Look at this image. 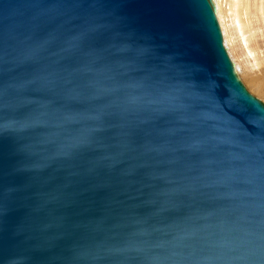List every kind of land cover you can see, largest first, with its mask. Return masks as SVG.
<instances>
[{"label": "water", "instance_id": "1", "mask_svg": "<svg viewBox=\"0 0 264 264\" xmlns=\"http://www.w3.org/2000/svg\"><path fill=\"white\" fill-rule=\"evenodd\" d=\"M0 264H264L214 0H0Z\"/></svg>", "mask_w": 264, "mask_h": 264}, {"label": "bare ground", "instance_id": "2", "mask_svg": "<svg viewBox=\"0 0 264 264\" xmlns=\"http://www.w3.org/2000/svg\"><path fill=\"white\" fill-rule=\"evenodd\" d=\"M214 1L239 76L264 98V0Z\"/></svg>", "mask_w": 264, "mask_h": 264}, {"label": "rangeland", "instance_id": "3", "mask_svg": "<svg viewBox=\"0 0 264 264\" xmlns=\"http://www.w3.org/2000/svg\"><path fill=\"white\" fill-rule=\"evenodd\" d=\"M242 79V78H241ZM243 80V79H242ZM243 82H244V84L246 85V87L248 88V89H250V87H248V85L246 84V82L243 80ZM249 91H251V90H249ZM252 92V91H251ZM253 95H255V96H257L258 97V95L257 94H254V92L252 93ZM260 97V96H259ZM260 99L264 102V98H262V97H260Z\"/></svg>", "mask_w": 264, "mask_h": 264}]
</instances>
